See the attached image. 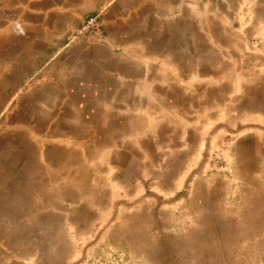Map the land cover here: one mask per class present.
Wrapping results in <instances>:
<instances>
[{"label": "rangeland", "instance_id": "1", "mask_svg": "<svg viewBox=\"0 0 264 264\" xmlns=\"http://www.w3.org/2000/svg\"><path fill=\"white\" fill-rule=\"evenodd\" d=\"M209 1L231 29V46L217 44V104L203 99L201 127L153 150L126 123L112 143L96 121L72 133L59 81L0 39V264H264V0ZM22 2L9 25L0 3L1 35L17 33ZM80 7L89 15L67 42L105 38L98 10Z\"/></svg>", "mask_w": 264, "mask_h": 264}, {"label": "crops", "instance_id": "2", "mask_svg": "<svg viewBox=\"0 0 264 264\" xmlns=\"http://www.w3.org/2000/svg\"><path fill=\"white\" fill-rule=\"evenodd\" d=\"M13 1L0 0L8 25L11 8L17 11ZM16 1H23L22 16L15 19L22 25L9 35L3 26L1 46L11 49L7 57L13 55L15 60L17 55L19 64L35 63L39 78L46 72L51 81H59L55 94L70 98L63 114L68 120L78 119L72 133H83L88 121H96L103 128L97 134L98 142L112 143L121 135H111L109 130L126 123L129 129L140 128L147 137L146 149L153 150L154 143L180 137L185 127H201L203 99L216 102L218 77L223 72L217 66V44L231 46L223 38L231 29L209 18V13L216 12H212L211 1ZM80 6L98 10L105 38L82 36L67 42L81 17L88 14ZM91 14L96 15L95 11ZM63 80L65 88L60 84ZM91 107L96 113L92 118L84 115ZM259 115L264 120V113ZM104 117L109 119L108 127L101 126ZM66 125L71 127L69 122ZM107 133L111 140L106 139ZM136 153L132 159H141L142 154ZM115 157L120 164L131 159L121 150Z\"/></svg>", "mask_w": 264, "mask_h": 264}, {"label": "built area", "instance_id": "3", "mask_svg": "<svg viewBox=\"0 0 264 264\" xmlns=\"http://www.w3.org/2000/svg\"><path fill=\"white\" fill-rule=\"evenodd\" d=\"M87 22H88V24H87L88 27L96 26L95 25L96 24V19H95L94 16H89L88 19H87Z\"/></svg>", "mask_w": 264, "mask_h": 264}]
</instances>
